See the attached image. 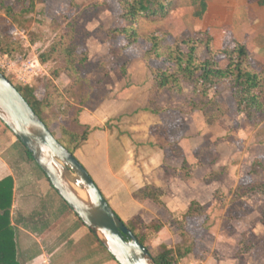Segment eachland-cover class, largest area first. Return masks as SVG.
Listing matches in <instances>:
<instances>
[{
	"label": "crops",
	"instance_id": "obj_1",
	"mask_svg": "<svg viewBox=\"0 0 264 264\" xmlns=\"http://www.w3.org/2000/svg\"><path fill=\"white\" fill-rule=\"evenodd\" d=\"M178 1L187 7H199L194 14L200 19H224L217 29L234 30L236 42L246 47V39L252 38L246 33L264 34L261 0ZM146 68V64L130 65L122 70L121 81L125 84L131 79L132 85L127 83L116 100L103 98L92 107L86 93L83 106L81 97L70 102L76 124L90 129L74 156L124 223L138 217L143 224L155 219L162 224L159 231H165L171 224L164 219L182 220L192 203L224 214L228 209L240 210L239 201H244L249 212L230 220L229 225L222 224L220 237L237 239L240 233L250 231L256 240H263L264 223L259 219L264 195H237L239 186L254 182L248 176L258 153L245 147L240 151L233 141L219 142L217 137L222 130L225 135L226 126L208 125L200 110L184 113L159 105L162 110L156 112L150 97L142 104L144 96H138V92L144 87L140 79ZM24 148L0 121V181L6 177L13 180L10 222L19 264H118ZM206 152L211 158L205 159ZM247 156L250 163H245ZM209 173L215 175L206 180ZM146 216H150L148 220ZM263 258L261 241L238 258H221L218 264H264Z\"/></svg>",
	"mask_w": 264,
	"mask_h": 264
},
{
	"label": "rangeland",
	"instance_id": "obj_2",
	"mask_svg": "<svg viewBox=\"0 0 264 264\" xmlns=\"http://www.w3.org/2000/svg\"><path fill=\"white\" fill-rule=\"evenodd\" d=\"M120 1L5 0L4 6H0V71L13 85L33 89L35 98L41 101L39 107L41 117L49 120L47 121L49 129L56 138H61V128L76 133L85 131V128L76 124V120L73 119L75 110L71 109L73 106L70 102H74L76 97H81L79 100L83 106L86 104L84 97L86 93L91 98L89 105L92 107L103 98L116 100L122 88L128 85L127 83L132 85L131 79L125 84L121 81L124 76L122 70L130 65L135 67L147 65L140 79L141 86L144 87L138 92V96H144L140 101L142 104L151 97V67L160 66L169 71L173 70V63L166 59L146 61L145 55L150 45L143 41L137 42L122 55H111V51L120 43L118 40L108 41L107 30L116 23L120 13ZM171 1L166 16L158 13L148 20H142L140 31L146 32L152 27L155 28L165 37L163 45L173 44L190 37L200 40L205 32L214 37L213 45L216 49L233 46L236 42L232 34L234 30L217 29L224 19H200L194 14L200 10L199 7H187L179 4L178 0ZM186 1L190 2V0ZM186 1L184 0L183 3ZM71 32L75 37L74 44L77 48L75 50L78 61L77 72L66 69L70 62H67L61 53L55 52L52 58L42 63L39 57L51 51V45L58 36ZM246 36H252L246 39L251 66L264 75V34L246 33ZM240 42L244 41L240 40ZM197 53L201 58L207 56L202 44L198 45ZM217 59L221 63L224 62L223 56H218ZM209 97L213 99V103L206 104L207 98L204 102H200L199 106L202 107L205 103L206 106L202 107L203 111L214 118V124L226 126L225 135L223 130L220 131L222 135L217 137L218 141L221 143L233 141L240 151H243L245 147L247 150L249 148L253 150V154L257 152L258 156L251 161L248 177L254 181L253 183L263 181L260 164L264 162V110H251L249 113L243 111L236 103L227 81L217 84L211 90ZM152 99L150 102L152 107L160 108L159 105H163V109L184 113L194 111L191 110L190 100L198 101L190 87L186 85L181 92L167 91ZM206 153L205 159L211 158L210 153ZM246 161L245 163H250L248 156ZM240 202V210L228 209L224 214L220 211L215 212L210 206L200 208V214L189 217L190 222H187L184 215L182 220L177 218L170 220L166 217L164 220L167 219V222L171 224L169 230L155 233L148 227H140L141 218L138 216L125 223L137 228L136 231L145 236L144 244L152 256L165 249L175 248L178 244H192L193 250L177 259V264L190 262L218 264L221 258L225 261L238 258L244 252L255 248L259 242L264 241V239L256 240L250 231L240 233L237 239L220 237L222 224L229 225L230 220L249 212L250 208L246 202ZM263 211L264 209L259 219L262 223H264ZM150 216H146V219L148 220ZM151 221L156 222L155 219ZM181 231H185L187 236L182 235ZM225 243L231 244V247L226 246Z\"/></svg>",
	"mask_w": 264,
	"mask_h": 264
},
{
	"label": "trees",
	"instance_id": "obj_3",
	"mask_svg": "<svg viewBox=\"0 0 264 264\" xmlns=\"http://www.w3.org/2000/svg\"><path fill=\"white\" fill-rule=\"evenodd\" d=\"M5 0H0V6H4ZM264 3V0H261ZM171 0H121L120 13L116 19L115 25L107 30V40H118V47L111 51L112 56L124 54V51L131 48L139 41H143L150 45L146 51L145 59H156L162 61L164 59L173 63V70L169 71L160 66L151 67L152 85L150 87V102L152 98H157L167 91L181 92L185 85L190 87L191 92L198 101L190 100L191 110L202 111L206 123L208 125L214 123L211 115L204 113L203 106H199L200 102L213 103L211 99V90L219 83L227 81L230 89L235 96L236 103L248 112L251 110H264V75L253 69L250 63L249 52L246 45L235 42L233 46L219 47L216 49L213 45L212 36L205 32L202 39L194 37L183 39L173 44H165L164 35L156 31L155 28L146 32L140 31V23L142 20L156 16H166L169 11ZM205 7L202 6L201 12ZM200 16V14L198 15ZM75 37L73 33L60 34L56 41L51 45V51L43 53L40 61L47 62L56 54H63L67 62H70L66 69L77 72V53ZM202 44L206 50L207 56L201 58L197 53V47ZM223 56L224 62L221 63L217 57ZM31 108L42 119L49 128V120L41 117L39 107L41 101L35 98L33 89L29 87L15 86ZM156 108V112L161 111ZM61 138L58 141L73 155L75 151L86 140L89 128L82 133H76L65 128H61ZM54 135V134H53ZM19 141V140H18ZM25 149V148H24ZM27 155L31 158V154L25 149ZM33 160V159H32ZM264 177V162L260 164ZM215 174L209 173L205 179L213 178ZM12 185L11 177H6L0 181V264H19L17 259V249L14 239V229L10 222V207L12 202ZM244 194H262L264 195V179L249 185L239 186L237 195ZM200 207L196 203H192L188 212L184 215L186 218L200 214ZM262 221L264 222V211L262 212ZM125 225L138 238L140 243L144 245L145 236L140 235L136 230L127 223ZM140 227L150 228L151 232H158L162 224L152 222L146 224L140 223ZM187 236L185 231L180 232ZM193 250L192 244H178L175 248L165 249L159 254L153 256L156 264H177V259L186 256Z\"/></svg>",
	"mask_w": 264,
	"mask_h": 264
},
{
	"label": "water",
	"instance_id": "obj_4",
	"mask_svg": "<svg viewBox=\"0 0 264 264\" xmlns=\"http://www.w3.org/2000/svg\"><path fill=\"white\" fill-rule=\"evenodd\" d=\"M0 121L118 264H156L147 247L110 207L84 166L58 141L1 71Z\"/></svg>",
	"mask_w": 264,
	"mask_h": 264
},
{
	"label": "built area",
	"instance_id": "obj_5",
	"mask_svg": "<svg viewBox=\"0 0 264 264\" xmlns=\"http://www.w3.org/2000/svg\"><path fill=\"white\" fill-rule=\"evenodd\" d=\"M189 264H197V263H195V262H190Z\"/></svg>",
	"mask_w": 264,
	"mask_h": 264
}]
</instances>
